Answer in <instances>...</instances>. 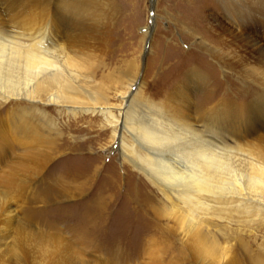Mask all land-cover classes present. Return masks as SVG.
<instances>
[{"label":"rangeland","instance_id":"374dc122","mask_svg":"<svg viewBox=\"0 0 264 264\" xmlns=\"http://www.w3.org/2000/svg\"><path fill=\"white\" fill-rule=\"evenodd\" d=\"M98 1L102 5L104 0ZM109 1L115 11L94 30L60 29L72 37L81 34L75 39L88 55L83 70L90 75L88 89L100 96L96 106L111 107L73 110L39 104L41 118L25 117L39 143L0 154V264H264V214L251 224H237L245 219L232 211L222 214L215 229L225 253L213 257L201 255L172 220L142 213L131 202L133 191L153 189L130 163L122 164L114 139L123 104L119 96L134 75L145 104L178 90L194 108L211 94L209 103L219 108L218 114L230 118L237 111L247 113L253 99L264 95V66L238 39L264 48V0L234 5L232 0ZM46 8L30 0L26 17L39 18ZM208 46L228 55V62L211 57ZM248 66L259 70L249 73ZM201 80L206 85L200 90L196 85ZM78 99L89 103L84 96ZM16 105L10 102L0 110ZM141 119L149 123V116ZM9 123L0 117L3 131L24 126ZM263 133L246 140L256 142ZM34 154L40 155V165L28 160ZM10 169L15 170L12 182Z\"/></svg>","mask_w":264,"mask_h":264},{"label":"bare ground","instance_id":"6f19581e","mask_svg":"<svg viewBox=\"0 0 264 264\" xmlns=\"http://www.w3.org/2000/svg\"><path fill=\"white\" fill-rule=\"evenodd\" d=\"M29 1L0 0V107L17 102L14 107L1 109L0 117L9 124H24L7 131L0 127V154L4 150L24 149L28 144L39 143L32 125L24 122L27 117L44 115L38 109L39 104L73 110L111 107L96 106V97L100 96L88 89L90 75L83 71L88 55L75 39L81 34L72 37V34H62L60 28H76L79 33L93 29L97 22L113 14L112 2L104 0L101 5L98 0H39L47 11L29 20L32 16L26 17ZM238 2L231 1L233 5L240 4ZM219 40L223 45L227 42ZM238 41L250 47L249 50L257 55L252 59L264 66V48L256 47V42L248 38ZM205 49L214 59L224 64L228 62L229 57L223 52H215L209 46ZM252 68L245 69L254 74L259 70ZM137 80L134 75L127 84V91L119 96L123 104L114 139L122 164L130 163L153 191L146 189L140 194L141 190L136 187L131 202L136 207L141 206L142 213H152L157 221L159 218L172 220L201 255H223L225 249L218 246L215 229L223 220L222 214L232 211L245 219L237 224L253 222L264 214V133L256 142L246 140L248 135L264 130V95L253 99L247 113L237 111L229 118L218 114L217 106L210 105L211 94L204 95L196 108L188 100L186 103L184 94L178 90L158 103L145 104L139 100L142 91ZM205 85L201 80L196 86L201 90ZM79 96H84L89 103L78 99ZM144 114L149 116V123L141 119ZM39 156L34 154L28 160L40 165L37 163ZM18 158L22 160L25 155ZM2 161L0 158V163ZM12 169L8 177L11 182L15 178L13 173L11 175L15 171Z\"/></svg>","mask_w":264,"mask_h":264}]
</instances>
